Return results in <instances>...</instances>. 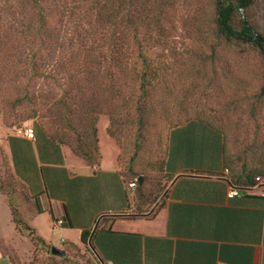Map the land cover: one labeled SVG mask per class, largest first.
Returning a JSON list of instances; mask_svg holds the SVG:
<instances>
[{"label":"rangeland","instance_id":"374dc122","mask_svg":"<svg viewBox=\"0 0 264 264\" xmlns=\"http://www.w3.org/2000/svg\"><path fill=\"white\" fill-rule=\"evenodd\" d=\"M217 1L40 0L48 24L37 37L31 1L0 0V264H108L92 244L66 245L16 176L3 141L25 126L44 128L92 165L113 164L128 186L137 181L136 207L144 212L164 205L170 130L189 119L220 130L236 182L264 178V57L216 36ZM152 7L159 15L142 20ZM88 8L82 23L69 14ZM245 16L264 32V0L236 19ZM134 23L144 53L168 72L148 99L135 77ZM101 27L104 36L91 35L80 47L69 41L73 32L85 40L86 31ZM91 55L115 58L96 66ZM32 230L53 237L64 255L52 252L53 242L33 239Z\"/></svg>","mask_w":264,"mask_h":264},{"label":"crops","instance_id":"0c3cea01","mask_svg":"<svg viewBox=\"0 0 264 264\" xmlns=\"http://www.w3.org/2000/svg\"><path fill=\"white\" fill-rule=\"evenodd\" d=\"M35 132V139L11 132L3 143L66 245H84V230L99 220L92 242L108 264H264V185L228 195L236 176L223 135L209 122L191 119L170 130L165 202L146 212L113 164H89L40 126Z\"/></svg>","mask_w":264,"mask_h":264},{"label":"trees","instance_id":"16d2710c","mask_svg":"<svg viewBox=\"0 0 264 264\" xmlns=\"http://www.w3.org/2000/svg\"><path fill=\"white\" fill-rule=\"evenodd\" d=\"M30 1L33 6L36 20L38 22V28L35 32V35L37 37H42L44 35L43 31L46 29L47 24H48V16L46 14L45 8L40 3V0H30ZM257 3H258V0H218L216 4L215 34L218 38H222L227 42H239L247 46H251L252 48L258 50L260 54L264 57V32H262L249 17L245 16V17H240L238 20L236 19V15L240 10H250L254 8L257 5ZM91 11H92L91 8H88L81 16H76V13L74 14L72 11H70L69 14L73 17V19H76L75 17H77L76 21L80 20L82 23L84 18L88 17V15L91 14ZM150 11L152 12V15H149L148 13H146V11H143L141 13L142 20H146L149 17H153V16L155 18L160 13L157 7L150 8L149 12ZM101 13L102 12H100V14ZM102 19L103 20L105 19L104 15ZM81 23H78L77 26H80ZM133 27H134V32L132 36L134 38L135 43L138 44L139 46L138 60L141 63V68L138 72L135 73V77L140 83V86L143 90L144 97L148 99V97L152 96V93L156 89L157 85L160 82L165 81L168 72L165 66H162V65L154 66L153 64L154 60L144 53L141 43L138 40V36H137L138 27L136 26L135 23L133 24ZM86 33L89 37L84 40V37L82 36V33L80 31L78 32L77 37H76V33L73 32L69 38L70 43H72V45H79L80 47L84 45L91 38V35H97V36L102 37L106 34L103 27L96 28V29H90L86 31ZM114 58L115 56H101L100 57V56L91 55L90 64L96 63V66L97 65L101 66L103 65V63H112ZM33 67L36 69L35 73L41 75V70L37 69L36 62L33 63ZM156 78H159V80L158 81L154 80ZM260 95L264 97V84L261 87ZM179 124L181 123H178L174 125L173 127ZM47 134L49 133L47 132ZM49 136L52 137L51 135ZM58 142L61 143L60 141ZM258 177H261V176L260 175L256 176V179H255L254 176L248 175L246 176V179L241 183L236 182V179H235L236 177L232 178V181L239 186H245V187L256 186L257 185L256 180L259 182ZM40 212H42V210H40ZM91 233H92L91 230H84L82 234V241L84 244H89V245L93 244L92 240L90 242ZM31 235L33 239H37L41 243L45 244V240L42 237L36 235L33 230L31 231ZM60 256H63V255H60Z\"/></svg>","mask_w":264,"mask_h":264},{"label":"built area","instance_id":"2783aa9c","mask_svg":"<svg viewBox=\"0 0 264 264\" xmlns=\"http://www.w3.org/2000/svg\"><path fill=\"white\" fill-rule=\"evenodd\" d=\"M19 133L24 134L26 137L30 138V139H35V127L34 126H25L23 128H20L18 130ZM228 171V168L226 169ZM258 180H260V183L262 185H264V178L261 179V177H258ZM129 186L131 188H135L137 186V181H133L129 184ZM258 185L256 186H239L237 184H235L232 180H230V186H229V190H228V195L230 197L233 196H242L245 192L247 191H251L253 189H255ZM57 223L59 224H63V220H57ZM218 264H226L225 262H219Z\"/></svg>","mask_w":264,"mask_h":264},{"label":"water","instance_id":"95a60500","mask_svg":"<svg viewBox=\"0 0 264 264\" xmlns=\"http://www.w3.org/2000/svg\"><path fill=\"white\" fill-rule=\"evenodd\" d=\"M141 180H142V179H141ZM98 224H99V220L97 221V223H96L94 229L92 230V233H91V236H90V242H91V240H92V237H93L94 231H95L96 227L98 226ZM90 245H91V244H90ZM91 246H93V244H92ZM94 249H95V248H94ZM52 252H53L54 254L64 255V251H63L62 249H60L59 247L55 246V245L52 246Z\"/></svg>","mask_w":264,"mask_h":264}]
</instances>
